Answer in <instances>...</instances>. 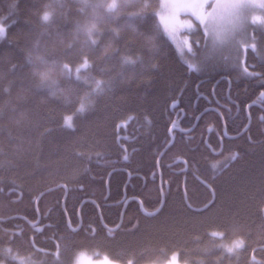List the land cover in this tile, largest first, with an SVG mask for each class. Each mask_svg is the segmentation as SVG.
<instances>
[{
	"label": "trees",
	"instance_id": "1",
	"mask_svg": "<svg viewBox=\"0 0 264 264\" xmlns=\"http://www.w3.org/2000/svg\"><path fill=\"white\" fill-rule=\"evenodd\" d=\"M110 1L0 0V260L58 264L59 244V264H74L79 252L120 264H159L174 252L187 264H251L254 249L264 264V112L252 105L251 122L246 113L262 98L264 79L243 71L264 73V28L252 25L257 51L249 50L242 64L235 49L228 59H200L190 70L156 19L161 0H123L118 14L96 10L98 43L82 71L110 82V90L89 103L91 88L61 72L56 95L35 89L26 50L74 71L88 39L76 31L92 21L94 5ZM45 10L54 20L46 30L38 19ZM207 100L216 108L201 114ZM81 102L86 110L77 115ZM220 103L232 113L238 104L235 122ZM178 109L184 127L199 117L197 128L168 146ZM214 132L223 137L218 154ZM38 210L47 217L41 231L30 225ZM237 240L245 248L227 253ZM7 248L16 259L5 256Z\"/></svg>",
	"mask_w": 264,
	"mask_h": 264
},
{
	"label": "snow or ice",
	"instance_id": "2",
	"mask_svg": "<svg viewBox=\"0 0 264 264\" xmlns=\"http://www.w3.org/2000/svg\"><path fill=\"white\" fill-rule=\"evenodd\" d=\"M51 5H45V9L50 8ZM101 7H106L108 12H112L117 8V4L115 2L104 4L103 2L98 3L93 6L94 13L99 16L96 12L97 9ZM144 8L149 7L147 3L143 5ZM162 13L156 14V19L163 26L165 33L169 36V38H174L175 35L180 32L182 29L188 30L185 35L190 34L193 25L189 20H182V16H190L195 18L199 25L202 26V33L205 37L210 36L213 46L222 45L225 42L232 40L234 35H244V39L235 41L236 44V52L238 61L243 56H246L249 50L252 52L257 51V36L247 34V26L250 19V10L259 8L262 13H264V0H162ZM50 15L52 14L48 12L43 17V21H41V25L45 26V30L47 26L54 23L53 18L50 19ZM252 23H256V17H251ZM262 25H264V21H261ZM96 28V24L92 23L90 26H85L83 31L87 35L88 39L84 42V47H82L77 55L81 58V63L74 69V71L69 67L68 64L61 63H53L49 66V70L45 72L44 78L48 79V75L50 71L58 69L61 73L66 76L74 78L78 82H83L85 85L91 88V92L88 93L89 103H91V97L94 95H102L107 90H110L111 83L110 82H102L98 80L91 79L86 75H82V71H85L91 67L88 59L87 53L94 52L98 41L93 39V30ZM113 33L118 36L119 30L113 29ZM5 35V29L3 26H0V39H2ZM151 40V38H149ZM197 46H199L200 41H194ZM68 49H72V45H67ZM109 48L111 45L108 46ZM190 47V45H189ZM108 49L105 48L104 52L107 54ZM45 65L48 64L46 60L43 58H38ZM125 64H134L135 61L129 60L127 58L123 61ZM242 64V61H240ZM189 69L193 67L192 65L188 66ZM243 71L248 76H258L264 79V73L257 72H249L248 67H243ZM91 79V83L89 80ZM54 84V82H53ZM52 95H56V92L53 91ZM85 104L81 102L79 107L77 108V115L83 114L85 112ZM264 119V117H261ZM72 117L65 118V126L69 129L72 128L71 123ZM128 157L125 155L124 160H127ZM231 159H236L233 156ZM13 235H15L13 233ZM213 236L222 235L218 233H212ZM245 244L243 240H237L233 243L232 246L226 249L227 253L233 254L237 253L239 250L244 249ZM56 253L54 254L57 258L59 264V257L61 255V247L60 245H56ZM42 251V250H41ZM256 250L254 249L253 252ZM261 252H264V248L260 249ZM4 254L6 257H12V259H16L13 256V249L7 248L4 249ZM0 264H3V260H0ZM21 264H25L24 261H21ZM80 264H85L83 260H81ZM91 264V262H88ZM102 264H111L107 257H104ZM168 264H179L177 259V254L174 253L172 257L169 259ZM251 264H260V262L256 261L255 256L253 255L251 259Z\"/></svg>",
	"mask_w": 264,
	"mask_h": 264
},
{
	"label": "rangeland",
	"instance_id": "3",
	"mask_svg": "<svg viewBox=\"0 0 264 264\" xmlns=\"http://www.w3.org/2000/svg\"><path fill=\"white\" fill-rule=\"evenodd\" d=\"M115 2L117 4V8L113 11L115 14H118L120 11V8L122 5L125 3L123 0H111L110 3ZM164 10L162 8V0L160 2V5L157 9V13H162ZM100 16H97L94 14L92 21L86 22L82 27L76 31V37L77 34H81L82 36L85 35V32L83 31V28L85 26H90L92 23H95L96 25L98 24V19ZM251 17H256V23L253 24ZM182 20H189L191 21L193 28L190 32V34L185 35V33L188 31L186 29H182L180 32H178L174 38H169V36L165 33L166 37L169 39L171 43L175 45L177 48L178 52L180 53L182 59L188 63L189 65L192 66H198L199 61L204 59V61L212 60L215 59L221 55H226L225 57L227 58L229 53L233 52L236 49V44L235 41L244 39V35H234L232 40H229L225 42L222 45L218 46H213L212 40L210 36L205 37L204 35L201 37V31H199V28H202V26L199 25V22L190 16H182ZM261 21H264V13L261 12L259 8L250 10V19L249 23L247 26V34L250 35V32L252 31V25H259V27L264 28V25H262ZM130 21H127L126 23H122L123 26H128ZM79 28V27H78ZM163 28V26H162ZM164 30V29H163ZM78 38V37H77ZM194 41H200L199 46ZM190 45V47H189ZM228 54V55H227ZM230 56V55H229ZM230 58V57H228ZM227 58V59H228ZM244 57L240 58V61L243 62ZM177 118V114L175 116ZM176 253V252H174ZM172 253V255L174 254ZM177 254V259L179 261V264H187L185 262H181L178 253ZM171 255V257H172ZM104 257L107 256H96L87 252H79L75 258L74 264H80L81 260L85 262V264H88V262H91V264H102ZM170 257V258H171ZM108 258V257H107ZM169 258V259H170ZM169 259L163 263L159 264H168ZM20 261L23 259H19ZM108 260L111 262V264H120L117 263L116 261L108 258ZM32 263V262H31ZM150 264V263H148Z\"/></svg>",
	"mask_w": 264,
	"mask_h": 264
},
{
	"label": "flooded vegetation",
	"instance_id": "4",
	"mask_svg": "<svg viewBox=\"0 0 264 264\" xmlns=\"http://www.w3.org/2000/svg\"><path fill=\"white\" fill-rule=\"evenodd\" d=\"M226 95H227L228 99H230L229 89H227ZM260 96H262V98L257 96V98H256L257 100L255 99L253 102H251V103H249V104L246 105V113H247V117H248V119H249L250 122L252 121V112H251V108H250L252 105H257V107H261L262 110H263V112H264V107L260 104V103H264V90L261 91ZM214 97H215L216 100H218L217 93L214 95ZM231 103H233L232 100H231ZM207 104H209L208 105V108L205 109L201 114H205L207 111L212 110V109L215 110L214 108H216V107H214L215 105H212L211 101H208ZM221 105H223V106L225 105V107L228 109V111L230 113L231 123L232 122H235L236 121L235 120V117L238 115V113L240 111V107L238 106V104L235 103V105H237V107H238L236 109V112L235 113H232L233 111H232V108H231L230 105H226V104H221ZM249 105H251V106L249 107ZM179 113H182L180 117H179ZM176 114H177V119H172L171 126H170V130H169L170 137H171V139H173V142L177 138L178 139H181L182 136H185V138L192 137L193 133H191V132H193L197 128V122L199 120L198 119L199 117H198L197 119H195V121H192V122L191 121L190 122L189 121H186V123H184V124L187 127H184L182 125V122H181V119L184 116L183 110L178 109L176 111ZM260 117H263V113L260 114ZM222 119H223V125H224L223 133H224L225 137L231 138L232 136L229 135L228 130H227L228 129L227 128V124H226L227 122H226L225 118H222ZM213 129H214L213 125H209L207 127V132H208L207 137L209 136L210 133L213 132ZM214 133H216V132H214ZM217 135H218V137L220 139V149L218 151H216V153L218 154L219 152H221L223 150V137L219 133ZM67 217H68L67 220H68V224H69V214L67 215ZM46 218H47L46 215H43L42 212L40 210H38L37 211V219L35 221H33L34 224H33V222H31L30 225L33 226V227H38L37 229L41 231L43 229V225H44V224H42L43 223L42 221L45 220ZM79 219H80L79 221H81V218H79ZM253 255L255 256L254 252L252 253V257H253Z\"/></svg>",
	"mask_w": 264,
	"mask_h": 264
},
{
	"label": "clouds",
	"instance_id": "5",
	"mask_svg": "<svg viewBox=\"0 0 264 264\" xmlns=\"http://www.w3.org/2000/svg\"><path fill=\"white\" fill-rule=\"evenodd\" d=\"M48 12H49L48 10H45L39 16L38 19L40 23L41 21H43L44 15L48 14ZM51 18L52 17L50 15V19ZM38 58H43V60H46L42 53L32 50V49L26 50L25 60H26V63L29 65V68L31 69L30 76H31L33 87L35 89L40 90L45 96H51L53 82L57 80V77L60 74V71L58 69L50 71L48 75V79H45L43 74L49 70V66L51 64L48 63L47 65H45Z\"/></svg>",
	"mask_w": 264,
	"mask_h": 264
},
{
	"label": "water",
	"instance_id": "6",
	"mask_svg": "<svg viewBox=\"0 0 264 264\" xmlns=\"http://www.w3.org/2000/svg\"><path fill=\"white\" fill-rule=\"evenodd\" d=\"M173 142V139L170 141V143L168 144V146H170ZM168 146L166 148H168ZM179 160H181L180 158L177 159L176 161H174V163H177ZM157 165H158V169H159V174L162 175L161 173V170H160V163H159V159H158V162H157ZM107 185H108V182H107ZM183 189H184V193H185V196H186V191H185V181L183 182ZM162 199L164 201V194H162ZM162 201V203H163ZM140 202V205H141V208L144 210V206H143V203L141 202V200H139ZM160 209V207L158 209H156L155 211H152V213H155L157 212L158 210Z\"/></svg>",
	"mask_w": 264,
	"mask_h": 264
},
{
	"label": "bare ground",
	"instance_id": "7",
	"mask_svg": "<svg viewBox=\"0 0 264 264\" xmlns=\"http://www.w3.org/2000/svg\"><path fill=\"white\" fill-rule=\"evenodd\" d=\"M251 105H249V107H250ZM258 111V110H257ZM182 114V113H181ZM227 121V120H226ZM177 122V121H176ZM227 124V123H226ZM228 130V129H227ZM230 134V133H229ZM227 135V134H226ZM235 135V134H234ZM175 137V136H174ZM162 173V172H161ZM160 177V185H161V192H162V194H164L165 195V193H164V189H163V187H162V180H163V176L162 175H159ZM168 187V183L166 184V188ZM40 216V215H39Z\"/></svg>",
	"mask_w": 264,
	"mask_h": 264
}]
</instances>
